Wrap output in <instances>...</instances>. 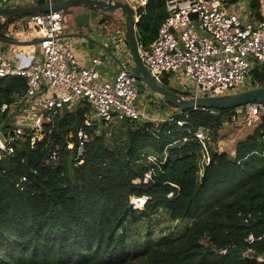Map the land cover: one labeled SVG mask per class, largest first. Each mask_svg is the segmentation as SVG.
<instances>
[{
  "label": "trees",
  "instance_id": "16d2710c",
  "mask_svg": "<svg viewBox=\"0 0 264 264\" xmlns=\"http://www.w3.org/2000/svg\"><path fill=\"white\" fill-rule=\"evenodd\" d=\"M166 2L149 0L137 9L140 44L157 38ZM20 17L0 23V35ZM173 73L163 72L161 82L191 95L171 86ZM250 79V87L264 85V62L254 65ZM26 91L24 77H0V124L14 137V152L0 161V264H264V113L235 155L210 144V162L195 131L207 126L218 140L235 108L165 104L175 108L165 120L126 119L110 140L95 125L86 129L90 138L78 157V131L90 105L64 106L33 142L32 127L18 132L10 119ZM56 150L58 158L47 161ZM151 155L158 161H147ZM151 170L153 179L144 183ZM142 197L143 207L135 206L133 198ZM162 208L192 225L175 238L148 232L135 239L131 227Z\"/></svg>",
  "mask_w": 264,
  "mask_h": 264
},
{
  "label": "built area",
  "instance_id": "2783aa9c",
  "mask_svg": "<svg viewBox=\"0 0 264 264\" xmlns=\"http://www.w3.org/2000/svg\"><path fill=\"white\" fill-rule=\"evenodd\" d=\"M28 1L5 0L0 7L23 6ZM128 1L138 9L146 6L149 0ZM225 1L167 0L168 16L160 26L157 38L147 47L139 44L142 59L159 80L163 72H179L189 92L195 95L223 94L245 88L254 65L264 62V20L244 23L237 13L224 7ZM62 11L51 10L28 16V22L38 27L43 38L39 43V56L27 65H15L0 53V77H24L27 91L20 103L39 104L36 113L24 117L25 126L33 129V142L40 139L44 123L64 106L82 101L90 105L85 113L84 126L78 131L79 157L84 154L85 142L90 138L87 128L97 125L98 131L114 121L125 119L155 120L140 110L138 98L142 82L128 71L126 63L127 69L120 68L112 81L100 79L101 56L92 58L88 65H80L68 43L61 38L64 33ZM123 42L129 54L126 39ZM47 90L51 91L50 96H44ZM39 99L41 101L36 103ZM8 108L5 103L2 110ZM262 113L264 101H254L235 108L231 119L236 120L245 114L257 122ZM208 131L204 125L195 131L196 139L202 143L206 162L211 160ZM13 138L4 140L0 136V161L14 152ZM69 146L73 147V144ZM149 157L152 162L158 161V157ZM57 158L56 150L47 161ZM153 176V171H148L144 183L151 181Z\"/></svg>",
  "mask_w": 264,
  "mask_h": 264
},
{
  "label": "water",
  "instance_id": "95a60500",
  "mask_svg": "<svg viewBox=\"0 0 264 264\" xmlns=\"http://www.w3.org/2000/svg\"><path fill=\"white\" fill-rule=\"evenodd\" d=\"M51 10H65L79 26L92 27L93 21L98 17H103V22L109 16L116 12L121 14L120 20L125 26L127 46L129 49V61L135 67V70L129 68V72L138 80L147 85L163 104H172L183 110L196 108H216V109H234L249 102L264 101V85L246 87L237 91L223 94H205V95H187L171 88L166 87L150 70L139 53V40L137 37V8L128 0H60L44 4H30L23 6H5L0 7V18L7 19L11 17L29 16L35 13L49 12ZM195 16L196 14H192ZM105 18V19H104ZM66 35H61L65 38ZM70 36L86 37L99 44L101 42L85 33H73ZM43 38L33 40H21L12 37L0 35V41L16 45H32L42 41ZM107 52L119 62L121 68H126V64L119 59V53L113 51L108 46L102 44ZM127 69V68H126ZM14 133V131L12 132ZM1 148V141H0Z\"/></svg>",
  "mask_w": 264,
  "mask_h": 264
},
{
  "label": "crops",
  "instance_id": "0c3cea01",
  "mask_svg": "<svg viewBox=\"0 0 264 264\" xmlns=\"http://www.w3.org/2000/svg\"><path fill=\"white\" fill-rule=\"evenodd\" d=\"M2 1L4 2L5 0H0V4L2 3ZM38 1L39 0H29L26 5L38 4L37 3ZM257 2L259 3V8L257 9H254L252 7L251 5L252 0H227L224 2V7L228 11L237 13L241 17L244 23L248 21H252V20H264V0H258ZM115 14L117 15V12ZM66 16L68 17V19H72L74 23L70 27H69V23H67L68 29L64 30L63 35H66V36H64L65 38L63 39L68 43L71 51L77 58L80 65L85 66V65L90 64L92 58L99 55L103 58V63L99 66L100 76H101L100 79L103 81L114 80L121 66L119 62H117L113 58V56L107 52V50L103 47L102 44L108 46L114 52L117 51L119 53V59L122 62L124 63H126V61L128 62L129 54L125 49V45L121 43L122 40L126 39V31L119 27L117 29L114 28V30H112V28L110 29V27L107 26V24L105 23L106 20H104L103 22H100V24L98 25L99 29H102L103 33L100 36L92 35L86 29V28H89L87 26H80V27L78 26V28L75 29V25H76L75 20L72 17H70L68 13H66ZM118 19L120 20V18ZM5 20L6 19H1L2 23H4ZM25 20L27 21L26 16H24V21ZM24 21L22 23L17 19L13 23H11V25L7 29L6 28L3 29V32H5L6 35L10 33L12 34L13 29L17 27L18 29L16 30V34H18V36H15L16 34H14V36L18 39L23 40L24 39L23 36L21 35L19 36V34H22V31L25 30L26 27L24 28V25L25 24L28 25L27 23L28 21L27 22L26 21L24 22ZM35 27L37 28V33L40 35L39 37H41L38 27L37 26ZM98 27L94 28V30L96 29V31H99ZM73 33L88 34L89 36L93 37L95 40L101 42L102 44H99L95 41H91L90 39L86 37L70 36V34H73ZM126 43H127V39H126ZM9 44H12V43L0 41V53L5 55L15 65H27L34 58L39 56V53H40L39 45H38V48L35 47L36 48L35 50L29 49V48L26 49L28 45H18L20 46L19 50H15L13 49V47H9V46L6 47ZM1 47H4V49ZM144 88H145V92H144L145 97L144 99H140L138 101L140 110L143 113L149 115L150 116L149 118L151 119H152L153 114H155V112L161 113V111H163L164 113L163 117L154 118V119H159V121L169 116V113H171V112H168L169 106L160 102L158 97L155 94H153L149 88L143 86L142 89ZM50 95H51L50 90H47L46 92H44V96H50ZM40 101L41 100L39 99L36 103H39ZM24 104L25 105H23V103L19 104L22 111L23 110L24 112L25 110L27 111V114H23V116H32V114L36 113L39 107V104H37L36 106L28 102H25Z\"/></svg>",
  "mask_w": 264,
  "mask_h": 264
},
{
  "label": "rangeland",
  "instance_id": "374dc122",
  "mask_svg": "<svg viewBox=\"0 0 264 264\" xmlns=\"http://www.w3.org/2000/svg\"><path fill=\"white\" fill-rule=\"evenodd\" d=\"M63 16H64V30L68 29V24L69 23V27L74 23V21H72V19H68V17L66 16L67 11L63 10ZM116 15V14H115ZM27 17V21L29 19L28 16ZM121 17V14L119 12H117L116 16H109V19H107L105 21V23L107 24V26L110 27V29L112 28V30L119 28H122L125 30V26L122 23V21H119L118 18ZM103 17H98L95 21H93L92 23V27L91 28H86L88 30L89 33H91L92 35H97L100 36L103 32L102 29H99L98 25L100 24V19ZM20 22L23 23L24 21V16L20 17L18 19ZM26 21V20H25ZM24 21V22H25ZM26 21V22H27ZM0 23H2L1 18H0ZM28 25H24L25 30L22 31V34H19V36H23V40H33V39H37L40 38L39 34L37 33V28L31 23V22H27ZM76 24V22H75ZM77 25V24H76ZM75 25V29L78 28L79 25L76 26ZM80 27V26H79ZM99 29V31H96V29L94 30V28ZM18 28L15 27L13 29V33L11 34L12 37L16 38L15 36H18V34H16V30ZM110 32V31H109ZM14 34H16L14 36ZM122 43V42H121ZM123 44L125 45V42H123ZM127 44V43H126ZM13 47V49L15 50H19L20 46L18 45H14V44H9L6 47ZM38 45L37 44H32V45H28V47H26V49H33L35 50ZM4 49V47H1ZM2 50V49H1ZM128 52V51H127ZM127 66L130 69L135 70V67L133 65V63L131 61H126ZM251 79L250 77L248 78L247 83L245 84V88L246 87H250L251 84ZM171 86H173L174 88L180 90V91H189V87L187 86V84L184 82V78L181 75V73L179 72H174L173 76L171 78ZM145 87H147V85H145ZM143 88V87H141ZM148 88V87H147ZM145 88L142 89V91L140 92L139 95V100L140 99H144L145 97ZM153 93V92H152ZM154 94V93H153ZM157 99V98H156ZM168 106V105H167ZM174 107L169 106V111L168 112H173L174 111ZM23 114H27V111L24 110L20 111V113H14V117H10L12 116L10 114V119L11 122L14 123V126L16 125V130H18V132H23L24 131V126L25 124L23 123L25 121ZM164 116L163 111H161V113L159 112H155V114H153L152 119L155 120V122H160L159 119H154V118H161ZM167 117H165L163 120H165ZM126 120V119H125ZM125 120H118V121H114L112 124H110L108 127H105L104 130H107V140H110L115 133L117 132V130L125 128ZM260 122V120H258L257 122L252 121L248 116H246L244 114V116H240L238 117L236 120H232V119H226V121L223 123L222 129L219 131V137L218 140L214 139V134L211 132L210 128L208 127L209 131H208V136H209V140L212 144V148L213 150H217L219 152H229L233 155L236 154L237 151V145L240 141H244L246 140V138L255 130L256 125ZM15 134V133H13ZM0 136L5 140V138H7L3 132L2 129V124H0ZM43 137V134L40 136V138ZM153 157H157L156 155H153ZM150 157H148L147 161H150L149 159ZM137 198H133V203L135 204V206L137 207H143L144 203L146 202V197H144V202L141 203H137ZM193 220L192 219H183V218H179V219H173L170 216L169 211L166 208H162L160 210V212L156 215H154L152 218H148V219H144L142 222H140L139 224L132 226L130 231H132L135 235L134 238L138 239V240H143L146 238V234L148 232L151 233V237H153L154 239H160L161 237L164 236H168V237H178L181 236L183 233H185V231L192 225Z\"/></svg>",
  "mask_w": 264,
  "mask_h": 264
},
{
  "label": "bare ground",
  "instance_id": "6f19581e",
  "mask_svg": "<svg viewBox=\"0 0 264 264\" xmlns=\"http://www.w3.org/2000/svg\"><path fill=\"white\" fill-rule=\"evenodd\" d=\"M136 200H137V203H141L142 204L144 202V197L137 198Z\"/></svg>",
  "mask_w": 264,
  "mask_h": 264
},
{
  "label": "flooded vegetation",
  "instance_id": "af4514ba",
  "mask_svg": "<svg viewBox=\"0 0 264 264\" xmlns=\"http://www.w3.org/2000/svg\"><path fill=\"white\" fill-rule=\"evenodd\" d=\"M105 19V18H104Z\"/></svg>",
  "mask_w": 264,
  "mask_h": 264
}]
</instances>
